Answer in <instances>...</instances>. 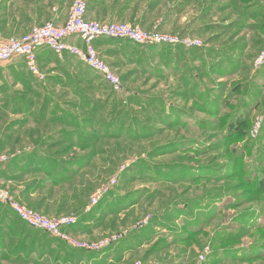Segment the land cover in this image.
Returning a JSON list of instances; mask_svg holds the SVG:
<instances>
[{
	"label": "rangeland",
	"instance_id": "374dc122",
	"mask_svg": "<svg viewBox=\"0 0 264 264\" xmlns=\"http://www.w3.org/2000/svg\"><path fill=\"white\" fill-rule=\"evenodd\" d=\"M260 1L264 2L111 0L118 7H125V16L116 21L201 43V46L191 47L220 46L235 51H232L234 61H241L242 67L231 75L214 74L215 80L206 81L205 76L210 70L198 69V61L193 63L192 60L196 67L193 74L198 72L205 83L198 91L204 92L205 86L212 89L211 99L215 103L219 95L224 100L230 98L227 105L222 104L220 111L213 114L203 109L195 95H184L182 73L173 68L177 65L175 58L169 66L159 59L154 61L151 68L157 65L159 70L162 69L161 73L146 71L143 65L127 62L115 53L105 55L98 49L108 64L123 63L113 68L123 79V90L119 93H114L103 82L97 90V84L91 83V77L82 71L85 65L70 58L59 59L57 65L64 66L57 73L42 70L43 79L26 71L21 78L11 76L0 80L4 103L15 98L20 101L31 99V110L34 115H40L47 101L49 112L68 110L88 117L85 125L90 128L87 130L97 131L80 139L76 146H69L61 138L50 140L54 144L49 154L61 153L62 157L78 159L81 164H76L85 166L79 175L76 173L75 179L52 188L53 197L47 198L50 187L24 195L26 186L36 180L34 176H22L7 181V184H1L2 179L1 187L36 210L37 203L46 198L37 211L47 216H77L82 224H77L74 232L69 233L74 244L93 246L108 241L99 248H82L57 236L37 234L27 228L30 237L12 235L17 231L14 228H0V238L5 235L4 242H0V264H264V187L256 186V180L264 177V123L259 136L252 137L256 118L264 114V93L258 100L260 104L254 106L250 96L252 84L249 83L254 71V54L262 49L258 47V41L264 40V27L257 29L260 23L264 25V14L253 19V27L242 28L237 8ZM105 41L101 48L128 49L115 40ZM176 45L182 46L185 57L194 59L191 47L181 43ZM211 59L214 65L221 62L229 69V60L224 57ZM185 64L189 69L193 68L190 61ZM29 83L35 85L34 90H28ZM238 83L241 87L235 88ZM80 92L86 96L82 97ZM190 93H196V90L192 89ZM244 103L245 106L248 104L246 122L238 129V134L228 135L229 121ZM22 104L6 106V109L15 114L26 112L27 104ZM164 105L166 111L171 105L186 111L192 129L151 118V114L161 117L160 109ZM19 108L22 111H16ZM111 113H125L128 125L133 123V132H143L144 127V134L110 135L118 128L116 124L111 126L113 122L105 128L110 134L99 136L97 133L103 122L96 128L93 125L102 119L109 122ZM35 118L27 117L28 120L21 123L25 132L34 133V143L38 141L37 136L47 139L51 133L64 128L60 122ZM12 123L1 121L0 126L11 132ZM148 127L152 129L145 131ZM27 136L21 138L22 149L29 145ZM12 140V137L3 140L7 143L4 149L14 150ZM189 167L196 169L189 172ZM205 167L210 170H203ZM72 172L74 175L76 171ZM61 173L69 174L65 169ZM45 179L51 180L50 177ZM115 180L119 185L111 187L112 195L103 200L101 207L87 211L97 189L114 184ZM95 214L97 216H93ZM1 218L7 224L22 228L23 223L0 202Z\"/></svg>",
	"mask_w": 264,
	"mask_h": 264
},
{
	"label": "trees",
	"instance_id": "16d2710c",
	"mask_svg": "<svg viewBox=\"0 0 264 264\" xmlns=\"http://www.w3.org/2000/svg\"><path fill=\"white\" fill-rule=\"evenodd\" d=\"M239 6L240 7H237L238 8V15H239L238 19L239 20L241 19L240 26L242 28L253 27V25H255V24H253V19L255 17H259V16L264 14V2L263 1L262 2L261 1L260 2H254V3H251L247 6H242V5H239ZM258 26H259V28H257V29H262L264 27L263 23L262 24L260 23V25H258ZM111 40H113V39H111ZM115 41H118V40H115ZM262 41H263V43H261ZM259 44H262L264 46V40H259L257 45H259ZM129 45L130 44H128L125 47L128 48ZM171 46L172 45H160V46L135 45L132 48H130L132 51L131 52L132 54H130V60L134 59L136 61H130V62H134V63L140 64V65H143L145 70L147 69L146 71L155 70L157 72H161L162 69L159 70V68H157V65H154L153 69L151 68L153 66L154 61L156 59H159L166 66L167 65L169 66L172 63L171 61L173 60V58H175L174 60H176L177 65L173 68L175 69L174 70L175 72L182 73L181 85H183V87H184V89H183L184 93H185L184 95L186 97H187V95H189L190 97L192 95H195L197 101H199V102L201 101L200 103L202 104L203 109L205 108V110L210 111L211 114L219 112L221 105L222 104L227 105L230 98L228 97V98H225V100H224L222 98V96L219 95L216 97L217 102L215 103L214 100L211 99V97H212L211 95L213 93L212 89L205 86V88L203 90L204 92L198 91V89L200 88V85L205 84V83L203 81V78L200 76V74L198 72L196 75L193 74V71L196 67H194V65L192 64V60H193V63H195V61H198L197 62V63H199L198 69L201 67L202 69L207 68L210 70V73H207V76H205L206 81L208 79L209 80L210 79L215 80V76H213L214 74L220 75V73H225L227 75H231L232 73H234L235 71L240 69V67H242L241 61H237V63H235V61H234L235 56H234L233 52H235V51L232 50L233 51L232 52L231 50L229 51V49L227 50L226 48H221L220 46H211L209 48L204 47V46H202V47H191V54H193L194 59H189L188 57H185L184 53H182V52H184V50H183L181 45H178V46L174 45L173 48ZM263 46H261V47L263 48ZM174 47H177V48H175V51L177 52V54L174 53L175 52ZM218 56L222 57V58L224 57L225 60H229V63H228L229 69L228 70H227V68L225 69V67H224L225 65L223 66L221 62L215 63V65H214V61H212L211 57L217 58ZM179 61L182 63L178 64ZM187 61H190L193 68L189 69L188 64L187 65L185 64V62H187ZM79 64H81V66L85 65L82 62H79ZM234 64L236 65V68H235ZM208 65H209V68L207 67ZM179 66H182L183 68H181ZM111 67L114 68L112 65H111ZM263 69H264V67H262L260 70L256 71L255 75H257V73L262 71ZM82 71L86 74V76L91 77V79L93 80V81H91V79H90L91 83L97 84L96 85L97 90H98L99 84L101 82H103L107 86H109L111 88V90L113 91V89L109 85V83H107L98 72L93 71L92 69H90L86 65L84 67H82ZM94 77H98V78H94ZM86 79H87V77H86ZM121 79H122V77H121ZM62 82H63V80H62ZM94 82H96V83H94ZM122 82H123V79H122ZM249 83H252V80L249 81ZM240 85H241V83H238L235 86V88L239 87ZM192 89H195L196 93H190V90H192ZM262 92H264V84L257 87L256 91L252 90V92H250V96L254 99V100L252 99L254 106L255 105L258 106L260 104L259 101H260V98L262 97ZM114 93H117V92H114ZM81 94L83 95L82 97L86 96L85 93H81ZM133 100H135V98ZM139 101H140V99H139ZM245 103L242 104L241 110L238 112V114L235 115V117H234L235 119L232 118V120L229 121V131L230 132L227 131L228 135H232L234 133L238 134L237 133V132H239L238 129L241 128L243 126V124H245V122H246L245 120L248 117L247 116L248 110L246 109L248 107V104L245 106ZM46 104H47V101H45V103L43 105L44 110L42 109L43 110L42 113H40V115H35L34 118L36 117L35 119H39V120L48 119L50 122H52V121L53 122H60L61 126H63L64 128L61 129L60 131H57L56 133H51L50 135H48L47 139L43 138V139H38V141H36L35 144L40 145L43 148V149H41L42 150L41 152H36V151L23 152L19 155H17V154L12 155L11 153H7L8 160L6 162L0 164V182L2 181V179H4V182H7V181H13V180L18 179L22 176H24V177H31V176L33 177L34 176L36 180H33L29 185L26 186L25 190L23 191L24 195L26 193L32 194V193H37L38 191L41 192V191H44L45 189H47L48 187H50V191H49L48 197H47V198H49L51 196L53 197V189L52 188L60 185L61 183L68 182V181L75 179L77 177V175H79L80 171L85 167L84 165L76 164L77 162L80 163V161L78 159L77 160L66 159V157H64V156L62 157L61 153H56L55 156L49 154L48 151H49V149L53 148L51 145L54 144V143H52L54 141H50V140H55V138H61L65 142L67 141L66 143H69V146L70 145L76 146V143L79 142L80 139L87 137L90 132H97V131L96 130H92V131L87 130V128H90L89 126L85 125L86 121L89 120L88 117H86V118L81 117L78 114L76 115V113H72V112L70 113L68 110H56V111L52 110L51 112H49L47 110ZM30 105L31 104L26 105L24 107V110L26 112H28V109L31 110ZM165 106L166 105H164L163 108L160 109V112L162 114L161 117L160 116L157 117V116L151 114V118H153L154 120H160L165 124L172 123L174 126H180V127L184 126L187 129H192V126L190 125L189 120H188V117L190 115L186 111L185 112L180 111L174 105H171L169 110L166 111L167 109ZM92 108L94 109V107H92ZM244 109H245V111H244ZM95 110H97V108H95ZM241 111H244V113L240 114ZM126 112H128V111L125 110V113ZM124 114H115V113L112 114L111 113L110 114L111 120L109 122L105 123L103 121V119L98 120L97 123L95 125H93V127H95V128L98 127L102 121L103 122L102 127H101V129H99L97 134L99 136L100 135L106 136L110 133L105 128L109 127L111 123L115 122L111 126L116 124V126L118 128L115 130L114 133H112L110 135H113V136L123 135V136L129 137V136H132L133 134H136V133L140 134V132L143 135L144 134V127H142V129H141V130H143V132L142 131L133 132L134 127L131 125L133 123H130V125H128L129 122L127 121ZM116 115H118V116H116ZM184 115H186V116H184ZM173 116H178L179 118L178 117L175 118ZM171 118H175V119H171ZM233 122H235L236 125L235 124L232 125ZM202 124H205V123H202ZM202 127H207V126H202ZM150 128L152 129V127L145 128V131L149 130ZM7 138H11V137H7ZM7 140H9V139H7ZM73 143H75V144H73ZM0 154H3V152L0 151ZM90 154H93V153H90ZM9 155H11V156H9ZM59 158H61V160ZM74 164H76L75 167H74ZM205 168L206 169H203V170H207V171L210 170L208 167H205ZM63 169H65L67 172H69V174L63 175L61 173V170H63ZM188 169H189L188 171L191 172V170H195L196 168L193 169V168L189 167ZM59 170H60V173H57V172H59ZM72 171H76L74 175H73ZM76 173H77V175H76ZM125 174H127V173H125ZM205 176H210V175L206 174ZM46 177H50L51 180L49 182L46 181V179H45ZM6 179H9V180H6ZM256 183H257L256 186L260 185V187H264V177L258 178L256 180ZM118 185H116V187ZM110 192L94 207H98V208L101 207V205L104 202L103 200H105V198L111 194ZM41 195H43V194H41ZM43 199H41L37 203L38 209L41 208L43 206V204L45 203L46 198H43ZM104 208L107 211L109 210V208H106V207H104ZM11 211L14 214V216H16L23 223L22 228H20L18 225H11V223L7 224L3 218H1V220H0V228H3V229L6 227L7 228L8 227L14 228L15 230H17L14 232V234H12L14 236L15 235L16 236L21 235L24 237H30L27 235L28 231L26 232V228L31 229V231H33L37 234L49 235V233H47L46 231L30 227L27 223L22 221L13 212V210H11ZM93 216H97V214H95ZM77 224L81 225L82 223H81V221L79 223V220H78ZM77 224L73 227L64 229V231H66L68 233H70V232L73 233L74 230L76 229L75 227L77 226ZM16 228H20V229H16ZM4 238H5V235L2 236V238H0V242L1 241L4 242V240H3ZM24 240H26V238ZM31 246L32 245H30V248H29L30 250H31Z\"/></svg>",
	"mask_w": 264,
	"mask_h": 264
},
{
	"label": "built area",
	"instance_id": "2783aa9c",
	"mask_svg": "<svg viewBox=\"0 0 264 264\" xmlns=\"http://www.w3.org/2000/svg\"><path fill=\"white\" fill-rule=\"evenodd\" d=\"M91 0H74L63 24L55 21H48L45 24L34 26L28 33L22 36H11L1 39L0 35V65L9 62L16 57L25 60L28 70L39 79L45 75L38 65V51L42 48L52 50L59 58L66 54L75 56L93 71L98 72L103 79L109 83L114 92L123 90L121 76L118 75L110 64L102 58L96 48L99 39L126 40L136 45L160 46L184 44L186 46H201L199 41L180 39V37L159 32L155 30H145L138 24L113 21L111 23L90 20L87 18L89 4ZM71 38H79L82 46L69 42ZM253 70L258 71L264 67V46L253 62ZM264 114L257 117L253 128L252 137L257 138L262 130ZM8 156L0 154V164L6 162ZM114 184H107L93 194L90 206L86 209L90 211L97 205L111 190ZM0 202L8 206L13 212L30 227L46 231L71 244L70 235L64 231L66 228L75 226L79 218L77 216L50 217L21 203L9 190L0 186ZM106 244L108 241L105 242ZM100 245H87L82 243L74 244L82 248H99ZM105 244V245H106ZM204 257H202V261Z\"/></svg>",
	"mask_w": 264,
	"mask_h": 264
},
{
	"label": "crops",
	"instance_id": "0c3cea01",
	"mask_svg": "<svg viewBox=\"0 0 264 264\" xmlns=\"http://www.w3.org/2000/svg\"><path fill=\"white\" fill-rule=\"evenodd\" d=\"M73 2L74 0H0L1 39L5 40L11 36H17V37L22 36L28 33L34 26L45 24L51 20L55 21L57 24H60V25L65 23ZM124 10H125L124 5L118 7L116 3H113V2L111 3V0H91L89 4V10L87 13V18L91 20H97V21H109L111 19L116 21V19H120L125 16ZM105 40L106 39H102V40L99 39L96 42L97 50L98 49L101 50V52L105 55H111L112 53H115V55H119L120 58L127 60V62L136 61L134 59L130 60V54H132L131 53L132 51L130 48H132L136 44L130 43L129 41H126V40L114 41V42H118L117 44H121L125 46L130 44L126 51H119L115 49V47L113 48L109 47L108 49L101 48V45H102L101 43L106 42ZM68 41L76 45H79V46L83 45L79 38H71ZM261 45L262 44H259L258 47L261 48ZM258 52L259 51H257L256 54H254V57L258 54ZM65 58H70L74 60L75 62L77 61L81 62L75 56L70 55V54H66L65 57H63V59ZM59 59H62V58H59L50 49L42 48L38 51V65H39L41 72L42 70H46V69H49V71L52 70V72L56 71V73L59 72L61 67L64 66L62 65L61 67H59L57 65L60 62ZM13 60L14 61L12 63H10L9 61L8 63L6 62L7 64L3 63L2 65H0V80H2L3 78L6 79L7 77L11 78V76L21 78L24 72L25 73L26 71L29 72L28 68L26 67L24 58L16 57ZM122 64H123L122 62L116 61L114 65L121 66ZM114 65L112 66L114 67ZM255 72L256 71H253L252 78H249L250 81L252 80L251 89L254 91L255 89H257V87L264 84V69L258 72L257 75H255ZM29 74L31 75L30 72ZM34 86H35L34 84L29 83L28 90L29 91L34 90L33 89ZM254 86H255V89H254ZM18 87H19V84H18ZM263 93L264 92H262V95ZM2 96L3 95L0 93V123L1 121L2 122L8 121V122H13V123L11 126L12 128L11 132H9V130H5L6 128L5 126L3 125L0 126V127L3 126L2 128H0V151L3 152L4 154L11 153L12 155H16V154L19 155L23 152H32V151L41 152L42 151L41 149L43 148L40 145H37L33 142L34 133H31L30 131L25 132V129L21 127V123L24 122L25 120H28L25 118L27 117L31 118L35 116L34 111L28 109V112L15 114V111L11 112L6 109V106L8 107L10 105L17 106L18 104L19 106V102L20 103L23 102L22 104L23 106L25 104L27 105L32 104L31 99L20 101L19 98H15L16 100L6 101L4 103L5 97H2ZM19 110L22 111V108H19L16 111H19ZM27 134H28L27 138L30 139L29 145L22 149L20 146L21 138L22 136L25 137ZM7 137L13 138L12 140L13 145H15V148H13L14 150L8 151L7 149H4L7 143L6 142L3 143V140ZM37 138L39 139V136H37ZM1 184H7V183L2 181Z\"/></svg>",
	"mask_w": 264,
	"mask_h": 264
}]
</instances>
